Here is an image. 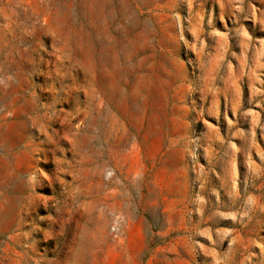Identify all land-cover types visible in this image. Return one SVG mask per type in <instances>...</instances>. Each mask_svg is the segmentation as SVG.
Returning <instances> with one entry per match:
<instances>
[{
	"label": "rangeland",
	"instance_id": "obj_1",
	"mask_svg": "<svg viewBox=\"0 0 264 264\" xmlns=\"http://www.w3.org/2000/svg\"><path fill=\"white\" fill-rule=\"evenodd\" d=\"M5 159L0 264H264V0H0Z\"/></svg>",
	"mask_w": 264,
	"mask_h": 264
},
{
	"label": "crops",
	"instance_id": "obj_2",
	"mask_svg": "<svg viewBox=\"0 0 264 264\" xmlns=\"http://www.w3.org/2000/svg\"><path fill=\"white\" fill-rule=\"evenodd\" d=\"M5 161L8 163L7 168L4 170L0 169V175L1 174H17V171L12 163H10L9 159H5ZM20 182H23V177L20 176Z\"/></svg>",
	"mask_w": 264,
	"mask_h": 264
}]
</instances>
